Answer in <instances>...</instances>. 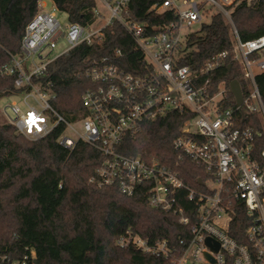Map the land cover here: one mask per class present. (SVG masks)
Wrapping results in <instances>:
<instances>
[{"label":"built area","instance_id":"1","mask_svg":"<svg viewBox=\"0 0 264 264\" xmlns=\"http://www.w3.org/2000/svg\"><path fill=\"white\" fill-rule=\"evenodd\" d=\"M241 1L152 0L148 11L161 15L156 23L131 18V0H95L91 22L68 20L62 26L54 11L43 10L44 2L38 0L36 13L25 25L19 54L10 55L0 67V78L15 75L14 86L20 89L4 107L18 133L36 140L61 127L57 141L62 146L71 149L81 141L102 155L90 178L97 186H113L126 195L142 190L151 207L178 214L183 224L190 222L189 236L179 239L181 249L175 252L167 240L150 244L129 231L116 244L169 256L168 264H264V88L257 82V75L264 73V34L241 40L231 19ZM215 13L229 25L232 57L245 86L239 104L230 86L221 81L213 88L206 76L227 51L211 56L196 71L178 65L188 35L197 30L191 26H200L204 17ZM114 21L133 38L146 70L127 73L106 57L93 61L83 71L95 83L81 96L85 114L68 120L53 107L51 84L32 79L75 46L100 43L103 29ZM60 40L65 47L50 55ZM172 110L189 113L172 145L179 156L185 155L206 172V179H197L198 188L188 186L170 167L117 150L140 122ZM179 201L190 203L191 217ZM239 209L248 217L243 242L230 234L232 217ZM34 259L32 249L10 263L6 254H0V264H32Z\"/></svg>","mask_w":264,"mask_h":264},{"label":"trees","instance_id":"2","mask_svg":"<svg viewBox=\"0 0 264 264\" xmlns=\"http://www.w3.org/2000/svg\"><path fill=\"white\" fill-rule=\"evenodd\" d=\"M38 0H0V67L19 54L25 25L37 11ZM71 22L88 23L94 18L95 0H52ZM152 0H131L128 12L136 20L158 22L152 15ZM241 40L264 34V0H243L231 12ZM119 50V54L116 53ZM228 54L210 71L213 88L237 79L245 92L238 63L232 57L229 25L215 13L208 22L191 32L178 65L198 70L213 55ZM102 57L127 73L146 70L142 53L133 38L114 21L103 29V40L79 44L48 63L34 83H50L55 94L53 107L68 120L84 115L81 96L95 86L83 75L93 61ZM15 75L0 78V96L17 93ZM264 88V73L257 75ZM232 99V94H230ZM188 112L172 110L154 120H144L127 133L117 147L125 155H138L147 163H158L177 171L190 187L206 179L204 169L185 155L179 156L172 141L180 133ZM61 127L30 140L10 123L0 124V254L8 263L21 260L32 249V264H168L169 256L143 252L132 245L120 246L116 239L127 231L152 244L167 240L173 252L181 249L179 239L189 236L190 222L178 214L151 207L142 190L132 195L113 186H97L90 180L102 161L93 146L77 141L69 149L57 137ZM178 204L190 216V203ZM248 217L244 210L234 213L230 234L244 241ZM7 263V264H8Z\"/></svg>","mask_w":264,"mask_h":264},{"label":"rangeland","instance_id":"3","mask_svg":"<svg viewBox=\"0 0 264 264\" xmlns=\"http://www.w3.org/2000/svg\"><path fill=\"white\" fill-rule=\"evenodd\" d=\"M44 2V8L43 10L45 11H54V13L56 14L57 19L59 20L60 24L66 25V23L68 22V17L67 14L63 11L58 10L53 1L52 0H42ZM210 15L206 16L203 18L204 22H208L210 20ZM199 25L195 24L193 26H191V29H198ZM65 47V43L63 40H60L56 47L53 49V51L50 53V55H55L57 53H59L63 48ZM16 96L14 94H6V95H1L0 96V124H4V123H10L6 117V115L4 114V107L7 103H9L12 99H15ZM24 108V106H23ZM12 125V124H11Z\"/></svg>","mask_w":264,"mask_h":264},{"label":"water","instance_id":"4","mask_svg":"<svg viewBox=\"0 0 264 264\" xmlns=\"http://www.w3.org/2000/svg\"><path fill=\"white\" fill-rule=\"evenodd\" d=\"M230 86V91L233 94L236 103H241L242 100V93H241V87L239 84V81L237 79H232L229 83ZM200 182V180H198V183ZM206 242L209 244V240L207 239ZM213 248L216 250L217 249V244L212 245Z\"/></svg>","mask_w":264,"mask_h":264}]
</instances>
